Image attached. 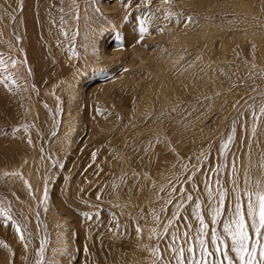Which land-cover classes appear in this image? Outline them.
<instances>
[{"label": "rangeland", "instance_id": "obj_1", "mask_svg": "<svg viewBox=\"0 0 264 264\" xmlns=\"http://www.w3.org/2000/svg\"><path fill=\"white\" fill-rule=\"evenodd\" d=\"M0 58V264H175L172 187L264 183V0H0Z\"/></svg>", "mask_w": 264, "mask_h": 264}, {"label": "snow or ice", "instance_id": "obj_2", "mask_svg": "<svg viewBox=\"0 0 264 264\" xmlns=\"http://www.w3.org/2000/svg\"><path fill=\"white\" fill-rule=\"evenodd\" d=\"M145 23L142 22L139 27L141 39L147 31ZM2 64L4 60L0 58ZM260 112L264 113V107ZM231 141L232 136H229L228 143ZM228 143L224 145L225 150ZM187 179L191 181L193 177L189 175ZM205 191L206 205L197 202L199 198L183 187L178 194L177 189L172 187L175 199L170 197L167 203L174 204L177 211L172 214L173 219L167 220L162 227L165 235L171 238L168 250L173 254L175 264H264V183L258 181L253 188L246 180L241 189L233 180L229 189L217 178L205 183ZM229 197L233 201L230 209L225 207ZM224 216L225 219H220ZM189 217L195 224L188 222L181 231V219L189 221ZM172 228L177 231L172 232ZM17 231H20L19 227Z\"/></svg>", "mask_w": 264, "mask_h": 264}, {"label": "bare ground", "instance_id": "obj_3", "mask_svg": "<svg viewBox=\"0 0 264 264\" xmlns=\"http://www.w3.org/2000/svg\"><path fill=\"white\" fill-rule=\"evenodd\" d=\"M16 170V169H15ZM18 170V169H17Z\"/></svg>", "mask_w": 264, "mask_h": 264}]
</instances>
